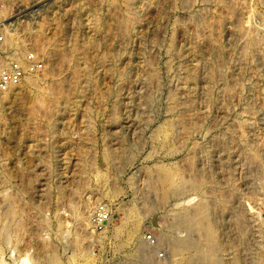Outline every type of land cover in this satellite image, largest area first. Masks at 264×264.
I'll return each instance as SVG.
<instances>
[{"label":"rangeland","instance_id":"rangeland-1","mask_svg":"<svg viewBox=\"0 0 264 264\" xmlns=\"http://www.w3.org/2000/svg\"><path fill=\"white\" fill-rule=\"evenodd\" d=\"M263 1L136 0L135 13L131 22L129 21L127 37L125 32L122 33L123 30L119 31L124 24L126 11L124 0H0V21L11 22L10 29L13 31L10 32L14 33L13 38L11 36L12 47L21 52L31 48L42 61L41 69L33 73L28 82L24 79L18 86L6 91L0 90V228L4 226L6 229L4 234L0 229V237H4L0 238V264H34L35 261L47 264L48 259L51 260L52 257L55 259L54 264H80L78 254L82 251L88 254L93 264H120L129 250L131 252L134 248V242L119 246L123 239L120 235L115 236V230L121 225L126 211L132 207L142 216L137 234V237H140L139 241L143 239V242L150 246L153 259L168 257V239H160L162 240L160 243L158 240L164 233L169 232L166 226L173 216L175 208L173 205L178 201L191 204L199 195L194 191H188L179 200L169 199L163 206L157 204V193L149 187L147 171L159 162L175 163L183 169L186 168L187 175L195 169L207 170L206 173L215 176L217 179L215 181L220 185H224L232 173L235 184L240 185V193H244L241 195L242 202L252 207L250 210L252 213L260 211V216L264 218V198L256 192L264 167L261 164H247L241 160L245 151L243 147L234 144L235 147L230 153L217 142L218 137L223 138V135L227 140L232 135L244 136L248 141V147H255L264 163L262 158L264 95L261 87L257 86L264 76V64L262 65L257 54H254L256 57L248 56L250 63L240 68L237 56V50L245 45L246 39L250 41L258 37L264 40ZM77 7L80 23L74 20L70 12ZM191 14L199 16L198 18L195 16V22L190 21ZM109 17L112 20L109 22V30L93 28L94 19L103 23ZM39 27H44V34L49 38H53L57 32L54 36L56 40L60 36V29H66L68 32L71 30L68 42L75 39L77 30L84 38L87 37L85 40L88 39V51L82 53L86 61L82 65L86 64L87 68L88 66L91 68L93 81L82 87V92L75 98L77 104L72 110L59 112L61 105L58 100L59 93L63 91L70 93L71 89L68 88L75 82L76 76L72 74L71 62L69 59L58 60L52 66L39 54L40 46L33 38ZM119 40H126L128 44L126 43L125 47L127 50L117 59L118 62L112 65L95 64V53L90 43L97 41V50H104L113 44L118 45L116 50H119L121 46ZM153 40L156 42L153 43ZM171 42L175 47L173 51L167 49ZM60 44L58 43L59 47H63V44ZM215 46L223 50V59H220L222 61H219V65L226 69L225 78L228 79L208 83L206 73L208 66L205 62L214 57ZM197 51H200L199 54ZM186 65L189 69L196 67L200 76V84L196 85L195 108L189 111L188 116L207 117L202 124L203 128L193 135H185L182 138H180L183 133L182 127L175 125L177 145L175 154L169 153L165 147L153 141L151 136L165 125L167 109L171 105L175 115L186 112L185 95H189L190 88L188 81L185 80L186 72L189 70ZM83 66H80L79 73L86 69ZM204 81L207 84L206 82L204 84ZM49 87L53 92H50ZM50 93L54 95L57 93V96L51 97ZM171 93H176L175 97L181 96L177 97L180 103L177 100L178 104L169 101ZM243 121L246 125L240 126V122ZM205 126L209 129L206 130ZM213 137L217 139L214 140ZM155 144L158 146L154 148ZM83 146L87 153L85 157L82 152ZM208 147L207 154L204 148L207 150ZM110 150H114L112 152L115 154L117 152L116 159L105 157ZM130 155L134 156V159ZM188 156L194 159L192 167L187 162ZM103 182L105 186L101 184ZM113 186L116 187L117 193L109 197ZM206 187L208 189V185ZM217 193L220 194V191H215L218 196ZM211 196L212 194L210 198ZM182 198H185V201ZM209 202L213 203L212 198ZM245 203L244 208L247 207L249 210ZM100 206L107 209L109 219L111 216V221L108 219L103 226H98L93 221L96 209ZM10 207L12 209H9ZM210 209L213 210L212 205ZM210 209L213 222L216 216ZM75 216L81 217L83 221L88 219L87 223L90 224L86 226V222ZM219 221L216 217L213 224L216 232L221 230L218 236L222 247L218 255L222 262L224 260L227 263V260L233 257L234 249L229 248L236 245L240 250L237 255L246 259L243 260L247 262H244L245 264H264V240L259 243L261 245L258 248L250 244L252 248L246 253L241 241L224 237L222 223ZM175 232L182 235L190 234L183 228ZM149 236L151 242H147ZM50 260L48 264H53ZM173 260L175 264L177 258L174 257Z\"/></svg>","mask_w":264,"mask_h":264},{"label":"bare ground","instance_id":"bare-ground-1","mask_svg":"<svg viewBox=\"0 0 264 264\" xmlns=\"http://www.w3.org/2000/svg\"><path fill=\"white\" fill-rule=\"evenodd\" d=\"M135 1L136 0H124V5H126V11H125V15H124V18H123V26L121 27V30H119L120 32L123 30L122 33L125 32V35H127L128 37V31H129V21L132 20V16L133 14L135 13L134 12V5H135ZM138 1V0H137ZM182 1V0H181ZM184 1H189V0H184ZM192 1V0H190ZM263 1V0H262ZM264 2V1H263ZM188 3V2H187ZM190 3V2H189ZM76 4V3H74ZM182 4V3H181ZM186 4V3H185ZM189 5V4H187ZM186 5V6H187ZM194 8V7H193ZM75 9V8H74ZM71 14L74 16V20H77L79 21L80 23V20L78 19V7L73 10V11H70ZM190 12V11H189ZM198 12V11H197ZM194 13V12H192ZM198 14V13H197ZM200 14V13H199ZM52 16V15H51ZM195 16L196 15H190V21L194 20L193 22H195ZM72 17V16H71ZM199 16L197 15L196 18H198ZM202 17V16H201ZM48 18V17H47ZM53 18V17H52ZM132 18V19H131ZM54 19V18H53ZM200 19V18H199ZM73 20V21H74ZM197 20V19H196ZM46 22L48 20H45ZM53 21V20H52ZM71 21V20H70ZM90 21H93V20H90ZM111 17L107 18L103 23H101L99 20L97 19H94V22H93V25H94V29L95 30H109L108 26H109V22H111ZM51 22V20H50ZM131 22V21H130ZM133 22V21H132ZM46 24V23H44ZM49 24V23H47ZM46 24V25H47ZM131 24V23H130ZM11 25V22L10 23H7L6 22V26L7 27H10ZM43 25V24H42ZM120 25V24H119ZM121 26V25H120ZM44 27H39L38 30H36V32L34 33L33 35V38L35 39V42H37L39 44V54L43 57V58H46L48 60V62H50V64L53 66L54 63H56L58 60L59 61H66L69 59V62H71V65H72V74H74L73 76H76V79H74V83L71 85V88H68L69 90L71 89L70 93L69 92H60L59 93V97H58V100L60 101V105L61 107H59V112H66V111H69V110H72L73 108H75L76 104H77V101H75V98L80 95V93L82 92V87L85 85V84H88V83H91L93 81L92 77H91V68H87L86 64L85 66H83L85 63V58H83V55L82 53H85L88 51V43H87V40H85L86 38H84V35L77 30L76 32V36H75V39L72 40V42H68V37L71 35L69 32L71 30H68L66 31V29H60L59 30V38L56 40V38H54V36H56L55 34H57V32L53 35V38H49L48 36L46 37V35L44 34ZM76 28V27H75ZM120 28V27H119ZM12 29V28H11ZM9 28V31L11 30ZM71 29V27H70ZM132 30V29H131ZM13 31V30H11ZM105 31V32H106ZM254 31V30H253ZM128 32V33H127ZM11 33V32H10ZM58 34V35H59ZM70 34V35H69ZM121 34V33H120ZM259 34V33H258ZM257 34V35H258ZM13 35L14 33H11V36L13 38ZM69 35V36H68ZM118 35H119V32H118ZM122 35V34H121ZM256 35V36H257ZM114 36V35H113ZM251 34H250V38H251ZM125 37V36H124ZM241 37V36H240ZM253 38V37H252ZM251 38V39H252ZM258 37H255V39H257ZM73 39V38H72ZM143 39V38H142ZM155 39V38H154ZM158 39V38H157ZM250 40L248 41L246 39V43L245 45L237 50V56H238V66L240 68H243V67H246V65H248L250 62H249V57L248 56H252L254 54H257V57L259 59V61L262 63V65L264 64V40H261L260 38H258V40ZM264 39V37H263ZM129 40V39H127ZM65 41H67L65 43ZM121 40H119L120 42ZM151 41V39H150ZM156 42L155 40H153V43ZM58 43H61L63 44V47H59ZM107 43V41H106ZM117 43V42H116ZM126 40L125 41H121L120 44L121 46L119 50H116V47L114 44L111 45V46H108L106 47L104 50H97L96 49V45H97V41H93L91 42L90 46L93 47V51L95 53V64L97 63V65L99 64H109V65H112L114 63H116L117 59L120 57L121 54H123L127 49L125 48L126 47ZM144 43V42H143ZM152 43V42H151ZM60 44V45H61ZM128 44V43H127ZM171 44V45H170ZM99 45V44H98ZM108 45V44H107ZM106 45V46H107ZM158 45V44H156ZM169 49L170 51L174 50V45L171 43H169ZM242 46V45H241ZM99 47V46H98ZM97 47V48H98ZM103 47V46H102ZM123 47V48H122ZM214 47V46H212ZM59 48H62V49H59ZM91 49V48H90ZM99 49V48H98ZM103 49V48H102ZM152 49V48H151ZM176 50V49H175ZM199 50V49H198ZM203 50V49H202ZM235 50V49H234ZM85 51V52H84ZM166 51V50H165ZM190 51V50H189ZM188 51V52H189ZM223 50L221 48H216L215 46V49H214V52H215V55L214 57L208 61V62H205L207 63V66H208V72L207 73V81L208 83H213L215 81H224V79H228V78H225V72H224V69L222 67V65L220 66L219 65V61H222L220 59H223ZM233 51V50H232ZM142 52V51H141ZM168 52V51H167ZM166 52V53H167ZM175 52V51H174ZM198 52V51H197ZM200 52V51H199ZM198 52V54H199ZM234 52V51H233ZM179 54V51L177 52ZM208 53V52H207ZM185 54V53H184ZM183 54V55H184ZM82 55V56H81ZM172 55H173V52H172ZM175 55V54H174ZM177 55V54H176ZM70 56V58H69ZM255 56V55H254ZM151 57V56H150ZM256 57V56H255ZM171 58V57H170ZM208 58V56H207ZM230 58V57H229ZM87 59V58H86ZM203 59V58H202ZM257 59V60H258ZM150 60V59H149ZM154 60H156L154 58ZM168 61V59H166ZM171 60V59H170ZM237 60V59H236ZM88 61V60H87ZM151 61V60H150ZM153 61V59H152ZM166 61V62H167ZM92 62V61H91ZM90 62V63H91ZM94 62V61H93ZM118 62V61H117ZM149 62V61H148ZM165 62V63H166ZM179 62V61H178ZM228 62V61H227ZM236 62V61H235ZM89 63V62H88ZM187 63V62H185ZM83 64V65H82ZM143 64V63H142ZM148 64V63H147ZM146 64V65H147ZM178 64V63H177ZM181 64V63H180ZM150 65H154V64H151ZM183 65V63L181 64ZM206 65V64H205ZM203 65V66H205ZM226 65V64H225ZM258 65V64H257ZM80 66L82 67H85L86 69H84V71L82 73H79V68ZM179 66V65H178ZM188 65H186L187 67ZM190 66V65H189ZM202 66V67H203ZM169 67V65H168ZM193 67V66H192ZM191 67V68H192ZM152 68V67H151ZM183 68V67H182ZM204 68V67H203ZM256 68V67H255ZM153 69V68H152ZM172 69V68H170ZM176 70H178L177 68H175ZM187 69H189L187 67ZM258 69V68H257ZM83 70V69H82ZM136 70V69H135ZM185 71L186 68H184ZM206 70V68H205ZM226 70V69H225ZM239 70V69H238ZM137 71V70H136ZM172 71V70H171ZM180 71V70H179ZM246 71V70H245ZM264 71V70H263ZM247 72V71H246ZM185 73V72H184ZM187 73V77L185 80L188 81L189 83V89H188V96L185 95L187 97V100L184 104L185 106V109H186V112L182 115H175L174 112H173V106L171 105V107H169L167 110H168V117L166 118V120L164 121L165 122V125L158 128V131H154L155 133L152 135L150 134V136L153 138L152 140L153 141H156L157 143L161 144L163 147H165V149L169 152V153H175L176 151V148H177V145H176V133H175V125L178 124V126L180 125V127H182V130H183V133L182 135L180 136V138H182L183 136H187V135H193L194 132L200 130L202 127V124L204 122V119L203 116H200V115H196V116H191L189 117L188 114L190 113L189 111L192 109V108H195V92H196V85L199 83V72L198 70L195 68L193 69H189ZM148 74H150L148 72ZM154 74V73H153ZM152 74V75H153ZM30 75H26L24 77V79H26V81L28 82L30 80ZM122 76V74H121ZM145 76V74L143 75ZM141 76V77H143ZM149 77V75H147ZM229 76V75H228ZM250 76V75H249ZM151 79H152V76H150ZM72 78V77H71ZM144 78V77H143ZM147 78V77H145ZM144 78V79H145ZM155 78V75L153 77V79ZM251 78V77H250ZM148 79V78H147ZM152 79V80H153ZM150 80V79H149ZM231 80V79H230ZM236 80V79H235ZM255 80V79H254ZM261 82L259 83V85L257 86H260L261 87V92L263 93L264 95V76L261 77ZM32 81V80H31ZM31 81H30V84H31ZM143 81V80H141ZM232 81V80H231ZM243 81V80H242ZM147 82V80H146ZM206 81H204V84H205ZM63 83V82H61ZM218 83V82H217ZM224 83V82H223ZM226 83V82H225ZM230 83V82H229ZM233 83V82H232ZM236 84H238L237 82H235ZM245 83V82H244ZM34 84V83H33ZM136 84V83H135ZM186 84V83H185ZM200 84V83H199ZM203 84V86H204ZM207 84V82H206ZM215 84V83H214ZM258 84V82H257ZM188 85V84H187ZM210 85V84H209ZM229 85H233V84H229ZM202 86V84H201ZM208 86V85H207ZM225 86V85H224ZM237 87V85H234ZM40 87V86H39ZM70 87V86H69ZM205 87V86H204ZM209 87V86H208ZM207 87V88H208ZM223 87V86H222ZM228 87V85H227ZM50 88V87H49ZM57 88V87H56ZM54 88V90L56 89ZM128 88V87H127ZM188 88V87H187ZM206 88V89H207ZM211 88V87H210ZM220 88V87H219ZM224 88V87H223ZM241 88V87H240ZM243 88V86H242ZM252 88V87H251ZM256 88V87H255ZM42 89V88H41ZM45 89V88H44ZM184 89V88H183ZM227 89V88H225ZM224 89V90H225ZM50 92H53L51 90V88L49 89ZM118 90V89H117ZM141 90V89H139ZM187 90V89H186ZM185 90V92H186ZM203 90V89H202ZM210 90V89H209ZM212 90V89H211ZM223 90V91H224ZM44 93L46 91L43 90ZM57 91V90H56ZM68 91V90H67ZM176 91V90H175ZM222 91V90H221ZM227 91V90H226ZM230 91V90H229ZM228 91V92H229ZM233 91V90H232ZM242 91V90H241ZM42 92V91H41ZM49 92V91H48ZM55 92V91H54ZM180 92V90H179ZM184 92V91H183ZM184 92V94H186ZM208 92V91H206ZM211 92V91H210ZM43 93V92H42ZM43 93V94H44ZM115 93V92H114ZM148 93V92H147ZM177 93V92H176ZM176 93H171V97H170V100L171 103H174L176 102L177 100V97H175V94ZM220 93V92H219ZM224 93H226L224 91ZM250 93V92H249ZM57 94V93H56ZM54 95V93H50L49 95L52 97V96H57V95ZM151 94V93H150ZM156 94V93H155ZM170 94V93H169ZM222 93H220L221 95ZM241 94V93H240ZM133 95V94H132ZM218 95V94H217ZM48 96V95H47ZM204 96V95H203ZM226 96V95H225ZM228 96V94H227ZM230 96V95H229ZM181 97V96H179ZM212 97V95H211ZM116 98V97H115ZM199 98V97H198ZM215 98V97H214ZM222 98V97H221ZM36 99V98H35ZM46 99V97H45ZM44 99V100H45ZM52 99V98H51ZM56 99V98H55ZM167 99V98H166ZM181 99V98H180ZM197 99V98H196ZM43 100V101H44ZM56 99V101H58ZM133 100V99H132ZM198 100V99H197ZM211 100V99H210ZM217 100V99H216ZM38 101V100H37ZM178 101V100H177ZM180 101V100H179ZM178 101V102H179ZM185 101V100H184ZM211 101H214V100H211ZM248 101V100H247ZM197 102V101H196ZM199 102V101H198ZM222 102V101H221ZM40 103V101H39ZM52 103V102H51ZM58 103V102H56ZM177 103V102H176ZM180 103V102H179ZM217 103V102H216ZM246 104V107H247V102H245ZM38 104V103H37ZM43 104V103H41ZM59 104V103H58ZM178 104V103H177ZM220 104V103H219ZM223 104V103H222ZM59 105V106H60ZM251 106V104H249ZM52 106V105H51ZM180 107V104L178 105ZM227 106V105H226ZM244 106V105H243ZM253 106V105H252ZM177 107V106H176ZM222 107V106H221ZM228 107V106H227ZM249 107V106H248ZM55 109V108H54ZM154 109V108H153ZM182 109V108H180ZM228 109V108H227ZM248 109V108H247ZM248 112H250L249 110H247ZM58 112V111H57ZM181 114V113H180ZM148 116V115H147ZM238 116V115H237ZM153 116H151L152 118ZM216 118V117H215ZM218 119V117L216 118ZM251 119V118H250ZM56 120V119H54ZM90 120V119H89ZM212 120V119H211ZM55 122V121H54ZM250 122V121H249ZM238 123V122H237ZM91 124V123H90ZM227 124V123H226ZM87 125V124H86ZM241 125H246V122L243 121V122H240V126ZM56 126V125H55ZM91 126V125H90ZM208 126V125H207ZM211 126V125H209ZM238 126V125H237ZM52 128H54L53 126H51ZM51 128V129H52ZM242 128V127H241ZM157 129V128H156ZM205 129H206V126H205ZM209 129V127H208ZM206 129V130H208ZM227 129V128H225ZM231 130V129H230ZM212 131V130H211ZM204 132V131H203ZM152 133V132H151ZM206 133V132H205ZM204 133V134H205ZM211 133V132H210ZM209 133V134H210ZM218 133V132H217ZM232 133V132H230ZM234 133V132H233ZM232 133V134H233ZM227 134V133H226ZM235 134V133H234ZM180 135V134H179ZM214 135V134H212ZM222 135V134H221ZM237 135V134H236ZM242 135V134H241ZM204 136V135H202ZM151 137H150V140H151ZM215 137V136H214ZM214 140L217 139L214 138ZM224 135H223V138L220 136L218 137L219 140H217V142L221 145L220 147L224 148L225 150H228L230 153L233 151V147L234 144H237L238 146H241L245 149V151H243V161H246L247 164H261L263 167H264V163H262L263 161H261V157H260V154L259 152L255 149V147H251L249 148L248 147V141L246 139V137L244 136H230V138L227 140L226 138L224 139ZM124 138V137H123ZM212 140V139H211ZM213 141V140H212ZM216 142V141H215ZM185 143V142H184ZM124 144V143H123ZM178 144V143H177ZM194 144V143H193ZM135 145V144H134ZM137 145V144H136ZM157 144L154 145V148ZM160 145V146H161ZM180 145V144H178ZM197 145V144H196ZM216 145V143L214 144ZM251 145V144H250ZM123 146V145H122ZM158 146V145H157ZM203 146V145H202ZM206 146V145H205ZM237 146V147H238ZM128 147V146H127ZM126 147V148H127ZM152 147H153V144H152ZM180 147V146H178ZM190 147V146H189ZM195 147V146H194ZM197 147V146H196ZM204 147V146H203ZM123 149V147H121ZM125 148V149H126ZM160 148V147H159ZM162 148V147H161ZM193 149V147H191ZM118 149V148H117ZM138 149V148H137ZM153 149V148H152ZM164 149V148H163ZM191 149V150H192ZM197 149V148H196ZM205 149V152H207L209 150V147L208 149L206 150ZM215 149V148H214ZM120 150V148H119ZM124 150V149H123ZM128 151V149H126ZM125 150V151H126ZM130 150V149H129ZM136 150V149H135ZM190 150V149H188ZM195 150V149H194ZM216 150V149H215ZM239 150V149H238ZM114 151V150H112ZM110 150V152L108 153L107 156L105 157H115L116 154L114 152H112ZM117 151V150H116ZM165 151V152H167ZM193 151V150H192ZM261 151V150H260ZM82 152H83V156L85 157L86 156V150H85V146H83V149H82ZM132 152V149L131 151ZM137 152V151H135ZM167 152V153H168ZM203 152V151H202ZM204 152V153H205ZM238 152V151H237ZM236 152V153H237ZM127 153V152H126ZM134 152H132V155H133ZM157 153V152H156ZM160 153V152H159ZM168 153V154H169ZM228 153V154H230ZM239 153V152H238ZM124 154V153H123ZM137 154V153H136ZM176 154V153H175ZM193 154V153H192ZM208 154V152H207ZM262 154V153H261ZM121 155V154H120ZM191 156V154H189ZM226 155V154H225ZM117 156V155H116ZM131 156V155H130ZM188 156L187 157V162L189 165H191L190 167H192L193 163L194 162V159L193 157H190ZM128 157V156H127ZM132 157V156H131ZM134 157V156H133ZM132 157V158H133ZM195 157V156H194ZM121 158V156H120ZM124 158V157H123ZM132 158H129V159H132ZM264 158V157H262ZM116 159V157L114 158ZM127 159V160H129ZM134 159V158H133ZM234 159V158H233ZM105 162H106V159H104ZM113 160V159H112ZM235 160V159H234ZM109 161V160H108ZM107 161V163H109ZM111 161V160H110ZM118 161H120L118 159ZM117 161V162H118ZM132 161V160H130ZM113 162H115V160H113ZM125 162V161H124ZM123 162V163H124ZM106 163V164H107ZM160 163V162H159ZM159 163H156L154 164L153 166H149L150 168L148 169L147 173H148V178H149V183H150V188L155 191L157 193V204H160V206L164 205L169 199H178L181 198V196H183L184 194H186V192L188 191H194L196 194H198L199 198H197V200L191 204H188V203H184L182 202L181 200V203H178L176 205H173L175 206L174 208V213H173V216H171V221L169 222L168 226H166L169 230L168 233H164L162 236H160L161 238H159L158 240V243H160L159 241H162L163 239L166 240L168 239V259H166L165 257L162 258V259H159V260H156V259H153L152 258V255L150 253V246H148L146 243L143 242V239L142 241H139V238L137 237V234H138V229L140 228V222H141V219H142V216L140 215V212L138 210H136L134 207L128 209L124 215V219L121 223V225L116 228L115 230V233L116 235L115 236H121L122 237V241L121 244H119V246H123L124 244L126 243H129V242H134V248L131 249L132 251L128 252V255L126 254L125 258H124V261H122L120 264H174V260L173 258H177V262L175 264H245L247 262L245 258H241L240 256L237 255V252L240 251L237 249L236 245H234L235 247H232L229 248V249H234V251L232 252V255L233 257H231L230 259V254H229V259L230 260H227L228 262L225 263L224 260L222 262V259L220 258V256L218 255L219 252L221 251V247L220 245L222 243H219V234L218 232L221 231L219 230L218 232H216L214 230V224L213 222L215 223L216 221V217L217 219H219L220 223H222V231H223V235L224 237H226L227 239H237L239 241H241V246L243 247V250L246 251V253L248 252V250L251 247L250 244H252L253 246H260L259 243H261L263 240H264V218H262L260 215V211H257L255 213H252L250 210L251 208L245 203V202H242L241 200V195L244 194V193H240V185L238 184H235V180L232 173L229 174L227 180L224 182V185H220V183L218 181H215L216 177L214 178L212 175H209L207 170L206 171H201L199 169H195L196 166H195V170L194 172H189L190 175H187V173L185 172L186 168L183 169L182 167L176 165L175 163H169V164H159ZM111 164V163H110ZM114 164V163H113ZM119 164V163H118ZM197 164V163H196ZM233 164V163H232ZM231 164V165H232ZM238 164V163H236ZM240 164V163H239ZM120 165V164H119ZM118 165V166H119ZM125 165H126V162H125ZM116 166V167H118ZM122 166V165H121ZM189 167V168H190ZM223 167V166H222ZM239 167V166H238ZM122 168V167H121ZM147 169V168H146ZM260 169V168H259ZM116 170V169H115ZM190 170V169H189ZM204 170V169H203ZM262 178H260L259 182H258V188L256 187V192L257 194L261 195L263 198H264V169L262 168ZM249 174V173H248ZM147 176V175H146ZM105 177H107L105 175ZM257 177V176H256ZM225 178V177H224ZM102 179V178H101ZM217 180V179H216ZM221 180V178H220ZM110 181V180H109ZM105 182V181H104ZM101 183L105 186V183ZM222 182V183H223ZM107 183V182H106ZM249 183V181H248ZM110 184H111V181H110ZM208 185V189H207V186ZM242 185V184H241ZM251 185V184H250ZM255 185V184H253ZM257 185V184H256ZM109 187V186H107ZM114 187V186H113ZM112 187V188H113ZM131 187V186H130ZM243 187V186H242ZM116 187H114V189L109 192H111L110 196L109 197H113L112 195H115L116 192ZM246 188V187H245ZM255 188V187H253ZM107 190V189H106ZM109 190V189H108ZM111 190V189H110ZM244 190V189H243ZM118 191V190H117ZM215 191H220V194L218 196L215 194ZM141 193V192H140ZM106 194V192H105ZM210 194H212L211 198L213 200V203L209 202L211 200L210 198ZM248 194V193H246ZM151 195V194H150ZM209 195V196H208ZM140 196V195H139ZM197 196V195H196ZM253 196V194H252ZM115 197V196H114ZM146 197V196H145ZM149 197V196H148ZM152 197V196H151ZM6 199V198H5ZM155 199V198H154ZM183 199V198H182ZM251 199H253L251 197ZM139 200V199H138ZM144 200V199H143ZM147 200V199H146ZM145 200V201H146ZM187 200V199H186ZM257 200V199H256ZM261 200V199H260ZM144 201V202H145ZM183 201H185V198L183 199ZM255 202V200H253ZM252 201V202H253ZM176 202V201H175ZM187 202V201H186ZM190 202V201H189ZM10 203V202H9ZM8 203V204H9ZM156 203V202H155ZM169 203V202H168ZM244 203L249 207V210L248 208H244ZM145 204V203H143ZM157 204L155 206H157ZM12 205V204H11ZM212 205V209H210ZM251 205V204H250ZM13 206V205H12ZM134 206V205H133ZM149 206V204H148ZM154 206V205H153ZM159 206V207H160ZM86 207V206H85ZM9 209H12V207H10ZM88 209V208H86ZM159 209V208H158ZM209 209L211 211H213V213L215 214V221L212 222V220L214 219H211V217H213L212 215L210 216V212H209ZM247 209V210H246ZM79 210V209H77ZM82 210V209H81ZM142 210V209H141ZM147 210V208H146ZM154 210V208H153ZM8 211V210H7ZM83 211V210H82ZM81 211V212H82ZM110 211V210H109ZM125 211V209L123 210ZM143 211V210H142ZM148 211V210H147ZM250 211V212H249ZM254 211V209H253ZM6 212V211H5ZM12 212V211H10ZM14 212V211H13ZM149 212V211H148ZM9 213V212H8ZM76 213V212H75ZM11 214V213H10ZM83 214V213H81ZM86 214V213H84ZM96 214V212H95ZM5 215H8V214H5ZM4 216V215H3ZM10 216V215H9ZM78 216H82L80 214H78ZM6 217V216H5ZM76 217V216H75ZM77 219L79 217H76ZM170 218V217H169ZM7 219V217H6ZM5 219V221H7ZM15 219V218H14ZM80 221H83L81 220V217L79 218ZM88 220V219H87ZM87 220L86 221H83L84 223L86 222V226L87 224H90V223H87ZM78 221V220H77ZM111 221V216H110V219H109V222ZM89 222V221H88ZM3 223V222H2ZM84 223L82 225H84ZM165 223V222H164ZM218 223V222H217ZM221 225V224H219ZM7 226V225H5ZM85 226V227H86ZM216 226V225H215ZM4 227V226H3ZM1 227V233L4 234V231L6 230L5 228ZM8 227V226H7ZM185 229V230H188V232H190V234H185V235H182V234H177L175 231L176 230H179V229ZM217 228V226H216ZM5 229V230H4ZM9 229V228H8ZM178 232V231H177ZM180 232V231H179ZM185 232V231H184ZM183 232V233H184ZM163 233V232H162ZM186 233V232H185ZM7 235V233H6ZM3 237V236H1ZM0 237V238H1ZM6 237V236H5ZM119 237V238H121ZM144 237V236H143ZM4 238V237H3ZM116 238V237H115ZM117 239V238H116ZM162 239V240H160ZM2 240V239H1ZM146 239H144L145 241ZM157 240V238H156ZM224 240V239H223ZM5 241V240H4ZM147 241V240H146ZM145 241V242H146ZM221 241V240H220ZM148 242V241H147ZM164 242V241H163ZM238 243V242H237ZM166 244V242H165ZM227 244V242H226ZM235 244V243H234ZM240 244V243H239ZM258 244V245H257ZM118 245V243H117ZM228 245V244H227ZM127 246V245H126ZM132 246V247H133ZM158 246V245H157ZM239 246V245H238ZM240 246V247H241ZM159 247V246H158ZM115 248V247H114ZM117 248V247H116ZM123 248V247H122ZM154 248V247H153ZM224 248V247H223ZM228 248V246H227ZM225 248V249H227ZM120 249V247H119ZM130 249V248H129ZM157 249V248H156ZM155 250V249H153ZM242 250V251H243ZM253 250V249H252ZM251 250V251H252ZM79 251H82V250H79ZM55 252V251H54ZM85 251H82V252H79L80 254H78V251H77V254L79 255L80 257V264H93L92 260L90 259V257H88L86 253H84ZM87 252V251H86ZM193 252V254L191 253ZM53 253V252H52ZM224 253V250L223 252ZM231 253V252H230ZM240 253V252H239ZM252 253V252H251ZM256 253V252H255ZM254 253V254H255ZM51 254V253H50ZM52 256V254H51ZM244 256V255H243ZM48 257V256H47ZM78 257V259H79ZM222 257V256H221ZM225 257V256H224ZM227 257V256H226ZM171 258V259H170ZM49 260L48 259V263H49ZM243 260H245L243 262ZM52 261V263L54 264L55 263V259L54 257L51 258L50 262ZM57 261V260H56ZM253 261V260H252ZM34 262V261H33ZM37 262V261H35ZM34 264H39V263H35ZM47 263V264H48ZM57 263V262H56ZM119 263V262H118ZM51 264V263H50ZM58 264V263H57ZM79 264V263H78Z\"/></svg>","mask_w":264,"mask_h":264},{"label":"built area","instance_id":"built-area-1","mask_svg":"<svg viewBox=\"0 0 264 264\" xmlns=\"http://www.w3.org/2000/svg\"><path fill=\"white\" fill-rule=\"evenodd\" d=\"M10 27L0 21V90L6 91L18 86L26 75L39 71L42 61L39 55L31 48L21 52L12 47ZM93 221L98 226H103L109 219V213L104 206L96 209ZM148 242L150 236L147 237Z\"/></svg>","mask_w":264,"mask_h":264}]
</instances>
